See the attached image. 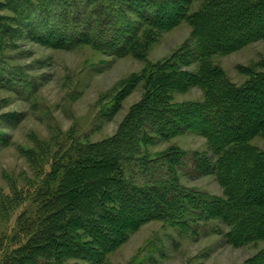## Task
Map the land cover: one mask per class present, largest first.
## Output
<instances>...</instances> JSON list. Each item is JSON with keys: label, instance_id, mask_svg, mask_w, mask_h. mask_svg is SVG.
Here are the masks:
<instances>
[{"label": "trees", "instance_id": "trees-1", "mask_svg": "<svg viewBox=\"0 0 264 264\" xmlns=\"http://www.w3.org/2000/svg\"><path fill=\"white\" fill-rule=\"evenodd\" d=\"M190 3L0 1V11L12 13V17L0 16V40L16 33L53 48L89 45L120 58L140 56L144 42L139 41L138 32L142 29L148 31L144 40L186 21L195 38L193 49L184 46L174 59L148 74L147 95L131 108L116 142L75 145L52 154L50 172L32 192L34 206L17 216L10 236L0 238V264H69L72 260L103 264L105 255L122 244L129 232L153 220L184 230L190 223L217 219L228 227L224 236L230 245L264 240V152L250 145L253 138L264 135V71L250 74L235 86L209 63L213 55L264 39V0H204L192 13ZM194 62L200 64L197 72H180L179 67ZM3 65L0 60L5 81L15 74L2 69ZM190 85L204 90L201 103L176 106L170 102V88L183 90ZM133 122L162 140L184 132L203 137L210 152L196 154L193 167L200 174L216 176L223 197L127 181L117 148L124 144L122 136L132 139L127 133L136 130ZM9 142L0 134V148ZM29 153L32 165L45 156ZM168 155L170 180L177 181L184 153L176 150ZM17 197L13 195L12 201H18ZM248 264H264V250Z\"/></svg>", "mask_w": 264, "mask_h": 264}, {"label": "rangeland", "instance_id": "rangeland-1", "mask_svg": "<svg viewBox=\"0 0 264 264\" xmlns=\"http://www.w3.org/2000/svg\"><path fill=\"white\" fill-rule=\"evenodd\" d=\"M203 1L191 0L190 12L197 11ZM0 16L12 17V13L2 10ZM145 32H138L139 41L144 42L139 57L115 58L89 45L53 48L16 33L0 40L2 69L15 74L5 81L0 74V134L10 141L0 148V238L11 235L17 216L32 205V192L50 172L55 151L116 142L131 108L147 95L148 74L174 59L184 46L193 49L195 45L193 28L186 21L143 40ZM209 63L226 81L240 86L250 74L264 71V39L228 54L213 55ZM199 66L194 62L179 70L197 72ZM169 92L170 102L176 106L204 100V90L195 85L183 90L170 88ZM133 123L136 130L127 133L132 139L122 136L124 144L117 148L127 181L139 186L171 185L183 192L223 197L217 177L200 174L193 167L196 154L210 152L203 137L184 132L162 140ZM250 145L264 152V135L253 138ZM176 150L184 153V158L177 168V181H171L166 157ZM26 152L45 156L32 165ZM15 194L16 202L12 201ZM227 230L217 219L190 223L184 230L149 221L129 232L122 244L105 255L103 264H248L264 250V240L243 246L228 244L224 236ZM68 263L88 264L78 260Z\"/></svg>", "mask_w": 264, "mask_h": 264}]
</instances>
